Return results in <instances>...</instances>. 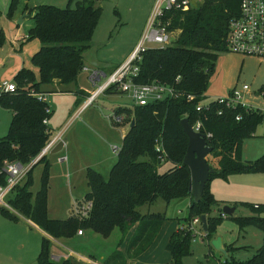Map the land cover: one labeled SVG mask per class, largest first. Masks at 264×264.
Listing matches in <instances>:
<instances>
[{"label":"trees","instance_id":"16d2710c","mask_svg":"<svg viewBox=\"0 0 264 264\" xmlns=\"http://www.w3.org/2000/svg\"><path fill=\"white\" fill-rule=\"evenodd\" d=\"M19 1L11 0L7 12L9 19ZM240 1L204 0L199 8L166 14L173 19L170 29H180V33L171 44L152 47L142 53L137 81H159L174 87L180 95L135 106V123L116 152L117 161L108 177L93 168L87 170L89 191L85 202L92 201L88 216L80 217L73 211L67 219L49 215L50 164L47 155L32 166L25 182L17 186L8 199L18 213L5 209L0 213L15 221L22 215L55 239L73 237L80 230L109 237L119 229L122 232L119 243L128 241L126 250L139 255L153 244L168 219L166 213L143 214L139 208L153 204L159 198L170 203L174 199L191 197L188 215L183 218L186 225L175 231L167 244L172 256L167 264H181L182 258L191 253L195 235L189 225L202 215H207L206 239L211 249V240L224 217L234 219L241 230L254 225L263 232V244L250 259H235L230 253L236 248L229 244L225 246L229 258L220 264H264V204L251 205L253 213L250 215L225 216L221 209L223 201L218 200L210 189L215 178L264 172V156L254 161L242 158L243 140L255 135L257 127L264 121V112L242 106L226 108L213 100L209 102L210 109L197 111V105L205 99L220 54L228 50L229 23L239 15ZM71 2L66 8L49 4L32 9L24 7L34 20L28 39L37 38L41 42V48L32 57L39 76L29 68H22L14 77L16 90L0 92V105L13 114L8 133L0 138V168L5 161L28 165L40 154L53 137L49 124L44 123L52 113L46 99L40 98L41 94H46L43 86L53 84L55 80L62 84L74 81L85 67L84 52L91 46L102 9L96 5V0H80L76 8H71ZM5 42L4 31L0 30V46ZM186 117L191 124L203 120L206 131L213 135L208 140L213 147L211 155L218 159L199 202L193 201L191 170L183 163L189 140L181 121ZM159 139L165 150L163 158L156 150ZM41 162L45 163L41 188L34 197L30 189L31 172ZM165 163L170 166L161 171ZM215 207L220 211L217 215L213 213ZM135 226L134 233L129 235ZM52 244L49 237H43L38 264H83L73 256L53 260ZM124 257L125 253L116 250L105 263L115 264Z\"/></svg>","mask_w":264,"mask_h":264},{"label":"rangeland","instance_id":"374dc122","mask_svg":"<svg viewBox=\"0 0 264 264\" xmlns=\"http://www.w3.org/2000/svg\"><path fill=\"white\" fill-rule=\"evenodd\" d=\"M36 1L48 2L47 4L60 8H66L70 2V0ZM79 1L80 0H72L70 5L71 8H76ZM96 3L97 6L101 7L102 12L99 24L91 41V46L84 52V63L92 68L91 70L107 69V73L110 74L109 68L123 64L134 48H136L141 38L142 31L144 30L151 14V10L155 4V0H96ZM203 3L204 0H191L192 8H199ZM22 4L23 0H20L15 8L12 20L14 19L18 22L21 19L22 14L20 12ZM28 19L29 25L32 27L34 20L32 18ZM25 23L27 22L25 21ZM24 27L28 29L25 25ZM178 35L179 31L175 32L172 41L175 40ZM27 42L25 52L26 54L29 52L32 62V57L36 54L39 48L38 46H40V40L36 38ZM6 44L7 42L0 47H3ZM9 60L10 59H7V61ZM0 75L6 76L4 79L14 82L15 76L13 73H9L6 66L0 68ZM0 78L2 77L0 76ZM104 80L105 78L102 81ZM245 84L250 86V91L244 93L241 102L256 110L264 112V96L261 94V91H264V59L254 56L244 57L226 50L219 56L215 72L211 77L208 88L205 92V99L202 102L209 103L217 97H227L235 87L242 89ZM78 85L85 86L88 92L95 90V86L89 79V75L86 74L85 69L79 73L77 79L74 81L59 86L52 84L43 86V88L49 92L47 93V101L54 111L53 115H55V117H59L60 114L69 107H72L76 102L78 99ZM109 100L116 103H131L126 95H121L120 98L115 95V97H112ZM110 101L105 100L103 96L99 97L97 101L83 113V120L89 124L87 116L99 111L102 120L109 124L112 121L110 117L115 114V109L113 108L115 103ZM9 123V113L0 105V138L8 133ZM66 124L67 123L63 125L61 132H56L55 135L61 134L65 136L67 131ZM125 128H128V126ZM94 132L96 131L93 130L92 133ZM92 133H88L90 137H97V133L95 136H93ZM112 138L113 139H108V142L112 144L111 153L117 157L114 148L122 146V139L120 136H114ZM262 156H264V121L257 127L254 136L247 137L243 140L242 149V158L245 160L254 161ZM47 161L50 164L48 212L53 218H65L72 210L73 204L76 200H83L81 203L85 202V194L89 191L87 177L84 175L73 179V177L69 175L71 170L67 169L66 163L63 164L60 162L57 154H47ZM44 166L45 163L41 162L37 164L31 172L32 184L30 189L32 190L34 197L41 188V176ZM169 166L170 164L165 163L160 170L164 171L169 168ZM252 174L259 175L252 176ZM230 176L232 177V184L230 183V195L228 196L234 198L232 199L234 201H239V203H237L238 209L236 211V216L250 215L253 213L250 208L251 205L264 204V172H243L232 174ZM218 179H221L219 180L220 182H222V179L226 180L224 178ZM221 192H223L222 189ZM188 204L189 198L187 197L174 199L170 203H167L163 198H159L153 204H145L141 206L139 210L143 214L166 213L168 219L165 221L164 230H162L165 231L166 234L171 223L186 216ZM11 212L18 213L14 209ZM21 216L19 220L23 221L22 223H27ZM17 224L18 221L0 213L1 264H7L11 260L16 263H21L23 259H28V261L31 259L32 255L27 253V250L18 244L21 242L20 239H9L6 235L5 231L8 226ZM245 229H247L246 232H244ZM245 229H243V232L240 235L239 225L231 218L224 219L220 226L221 234L226 238L231 239L236 244L237 248L232 251L233 253L231 252L230 255L235 259L242 261L250 259L263 244V232L261 229L254 225H250ZM33 233L34 236L32 237H36V241L34 240L35 247H39L37 251L38 255V253H40L39 251H41L42 239L37 236L35 232ZM162 233L163 235L159 238L157 243L161 252L165 251L163 248V237L165 234L164 232ZM121 238L122 232L119 229H115L109 237H104L91 230H86L83 236L76 234L73 237L65 239L67 245L73 248L75 252L86 256L94 255L99 262H104L102 257L106 259L107 257H110L117 249ZM206 240L205 233L199 226L197 233L193 238L192 251L190 254H187L182 258L181 264H220L223 262L225 256L213 248L211 249L212 253L209 252L208 245L205 243ZM202 253H204L203 256Z\"/></svg>","mask_w":264,"mask_h":264},{"label":"crops","instance_id":"0c3cea01","mask_svg":"<svg viewBox=\"0 0 264 264\" xmlns=\"http://www.w3.org/2000/svg\"><path fill=\"white\" fill-rule=\"evenodd\" d=\"M9 1L11 2V0H0V13H1L0 30L4 31L6 42H7L6 45H4L3 47H0V68L1 67L4 68L6 66L9 70V73H13L14 76L22 68H29L33 70L37 76H39V69L35 67L33 63L31 62V58H30L31 56L29 55V52L27 54L25 52V49L27 46L26 44L28 43L27 41H29L28 32L31 28L28 22L29 21L28 18H32V16H29L28 11L26 12L24 11V7L27 6L28 8L32 9L38 5L47 4L48 2H38L36 0H23L21 12H20L22 14V17H21L22 20L21 21L19 20L17 22L14 19L12 20V18L8 19L6 17V13L9 9L8 5H10ZM25 21L27 23H25ZM24 25L28 29H26ZM38 47H39L38 48L39 50L41 48V42H40V46ZM130 55L127 57V59L130 57ZM7 59H10V60L7 61ZM127 59L124 62H126ZM117 67L118 65L115 67L109 68L110 74ZM86 68H88V70ZM84 69H86L85 70L86 74L89 75V70H91L92 68L88 67V65H85ZM106 70H103V69L99 70L103 73V78L109 75ZM0 76L2 77L0 78V84L1 82H3V80L9 81L7 79H4L6 76H3V75H0ZM61 84L62 83H60L59 80H55L52 85L59 86ZM44 91L46 93L45 95H46V101H47V93L49 92L46 89H44ZM92 91L88 92L85 86L78 85V90H77L78 99L72 105V107H69L67 110H65L62 114L59 115V117H55V115H53L54 111L52 110L50 104L47 101V103L49 104L50 111L52 113V116L48 119V124L51 129V132L53 133V136H55L56 132L58 133L61 132L63 125L67 123L66 124L67 131L65 133V136L61 135V139L53 147V149H55V147L61 141H63L64 142L63 149L57 153H53L52 152L53 149H52L50 153L57 154L60 162H62L63 164L64 163L67 164V169L71 170L69 175L73 177V179L78 178V176L80 177L84 175L86 176L87 170L89 168H93L99 171L100 173H102L105 177H108L110 170L112 169L113 165L117 161L116 160L117 157H115L111 153L112 144L108 142V139H113L112 137L114 136H120L123 142L125 135L128 133L129 129L131 128L132 120L134 119L133 109L135 108V105L133 101L131 100V98L129 97V95L121 92L120 90L116 88H111V89H108L105 93H103L104 95L102 94L99 97L103 96L105 100L110 101L109 99L112 97H115V95L118 96V98H120L121 95L122 96L126 95L127 98L131 101V103L130 104L122 103V102L116 103V102L110 101L112 103H115V105H113L114 106L113 108L115 109L114 111L115 114L110 117L112 121L109 124L105 123L101 118L100 112L97 111V112H94V114L87 116V118L89 119V124H87V122L83 120V113L92 104H94L99 98L98 97L97 99L93 101L92 104L85 107V103L87 102L88 97L92 94ZM6 110L9 113L10 122H11L13 114L10 110L8 109ZM127 126L128 128H125ZM92 129L96 132L92 133L93 131ZM88 133L89 134L92 133L93 136H95V134L97 133V137L92 138L90 137ZM118 148H121V146ZM116 156H117V153H116ZM207 158H208L209 163L213 167H217L218 165L217 158H214L211 154ZM257 175L259 174H252V176H257ZM231 178L232 177L230 176L226 180L222 179V182L219 181L221 179L215 178L214 180L211 181L210 189L218 200L223 201L221 209L225 205L235 206V211L233 213V216H236V211L238 209L237 203H239V201H234L232 200L234 198L228 196L230 195L229 194L230 193L229 187L231 186L230 183L232 184ZM221 189L223 192H221ZM187 198H189V204L187 207L186 216H184L183 218L187 217L188 212H189V207L192 202L191 197H187ZM82 201L83 200H76L75 203H81ZM75 203L73 204V208H74ZM73 208L69 212L67 217L59 218V219H67L72 214ZM219 212H220L219 208L215 207L213 211L214 215L219 214ZM21 217L24 218L26 220L25 222L27 223H22L23 221L19 220L17 225H9L5 232L9 239L10 238L20 239L21 242L18 244L22 248L26 249L27 253H30L32 256L29 261L28 259H23L21 263L20 262L16 263L13 260H11L7 264H38L37 258H38L39 253L37 255V251L39 247L38 248L35 247L34 240L36 241V237L35 238L32 237L34 236L33 232H35L36 235L39 236L42 240L44 236L49 237L52 240V243H53L52 244V259L55 261H60L70 256H73V257H76L77 260H79L83 264H106L105 261L109 257H107V259L102 257V259H104V262H99L94 255L86 256L84 254L75 252L73 248L67 245L65 238L55 239L51 237L50 235H48L47 233H45L39 226L33 223L30 219H27L23 216ZM183 218L181 220L178 219L174 223H171V225L168 227L166 234H165V231H162L164 230V227H165V223H164L157 238L153 242V244L146 251H144L143 253L139 255L134 254L133 250L131 251L126 250V247L128 248V241L119 243L116 250H120L123 253H125V257L123 259L116 260L117 262H115V264H120V263L122 264H167L169 263L172 259V256H171V253L167 249V244L170 240L171 235L175 231H178L180 228L186 225V221L183 220ZM226 218L228 219L229 217H224L223 219H226ZM221 225L222 223L219 225L215 237L223 235L221 234V231H220ZM135 228L136 226L131 229L129 235L134 233ZM246 230L247 229H245L244 232H246ZM85 231L86 230H84L82 234L78 233V235L83 236L85 234ZM162 232H164L165 234V236L163 237V240H164L163 248L165 251L163 252L160 251V248L157 245L159 238L163 235ZM242 232H243V229L241 230L239 228L240 235L242 234ZM221 237L223 239V243L225 246L229 244H233L234 247L237 248L235 242H233L231 239L226 238L224 235ZM205 243H207L208 245L209 252L212 253L211 247L208 244V240H206ZM203 255L204 253H202V256Z\"/></svg>","mask_w":264,"mask_h":264},{"label":"built area","instance_id":"2783aa9c","mask_svg":"<svg viewBox=\"0 0 264 264\" xmlns=\"http://www.w3.org/2000/svg\"><path fill=\"white\" fill-rule=\"evenodd\" d=\"M191 8V0H155L139 43L127 61L119 65L111 74L105 76L104 81H102L104 78L101 71L89 70V79L95 86V90L88 97L85 107L92 104L99 95L111 88H116L129 95L135 106H144L153 101L178 97L180 93L168 84L159 81L140 83L137 78L140 72L142 53L152 47H164L171 44L175 32L179 31L180 33V29H170L173 19L166 17V14L187 11ZM226 45L231 52L264 59V0L240 1V13L238 16L233 17L229 23ZM86 69L88 70V68ZM16 88V84L12 81H3L0 84V92H14ZM249 91L250 86L245 84L242 89L235 87L229 96L217 97L213 101L226 108L242 106L246 109H254L241 102L244 93ZM261 94L264 96V91H261ZM189 97L190 99L193 98L192 95ZM40 98L46 99V95L41 94ZM208 109H210V103L197 105V111L199 112ZM219 113L221 114L222 111L219 110ZM237 118L240 119L241 117L238 116ZM44 123L48 124V119H45ZM192 127L198 132H203L207 140L213 136L211 132L206 131L204 122L201 119L192 124ZM60 139L61 134L53 136L40 154L28 165H24L19 161H5L3 163L0 168V212L3 209L13 211L8 200L9 197L13 195L17 186L25 182L32 166L43 156L49 154ZM118 149V147H115V152ZM156 150L163 158L165 150L161 139L157 140ZM2 178L3 180H1ZM255 207H259V205L255 204ZM91 209L92 201H86L75 203L73 212L80 217H84L89 215ZM199 226L202 228V221L199 217H196L190 223L189 230L196 235ZM203 232L206 236V232ZM78 233L82 234L83 231L80 230Z\"/></svg>","mask_w":264,"mask_h":264},{"label":"water","instance_id":"95a60500","mask_svg":"<svg viewBox=\"0 0 264 264\" xmlns=\"http://www.w3.org/2000/svg\"><path fill=\"white\" fill-rule=\"evenodd\" d=\"M22 19H20L21 21ZM135 120H132L131 127ZM181 124L185 133L188 136V148L183 160L185 165H188L191 170V195L194 202H199L204 193L205 186L210 178L211 173L215 168L209 163L208 156L213 152V147L208 144V140L203 132L194 130L189 119L186 117L182 119ZM64 142L61 141L53 153H57L63 149ZM235 211V206L225 205L222 212L225 215L232 216ZM202 228L205 232L208 231L207 215H202ZM212 247L221 252L225 258H229V253L223 243L221 236H216L211 240Z\"/></svg>","mask_w":264,"mask_h":264}]
</instances>
